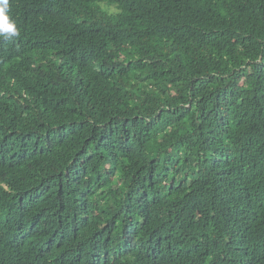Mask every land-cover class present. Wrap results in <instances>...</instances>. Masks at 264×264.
Returning <instances> with one entry per match:
<instances>
[{"label":"trees","instance_id":"obj_1","mask_svg":"<svg viewBox=\"0 0 264 264\" xmlns=\"http://www.w3.org/2000/svg\"><path fill=\"white\" fill-rule=\"evenodd\" d=\"M5 15L0 264H264V0Z\"/></svg>","mask_w":264,"mask_h":264},{"label":"clouds","instance_id":"obj_2","mask_svg":"<svg viewBox=\"0 0 264 264\" xmlns=\"http://www.w3.org/2000/svg\"><path fill=\"white\" fill-rule=\"evenodd\" d=\"M7 2L8 0H0V4L3 7H0V34H8L10 36L17 35L15 25L13 23H8V17L5 15L7 11Z\"/></svg>","mask_w":264,"mask_h":264},{"label":"rangeland","instance_id":"obj_3","mask_svg":"<svg viewBox=\"0 0 264 264\" xmlns=\"http://www.w3.org/2000/svg\"><path fill=\"white\" fill-rule=\"evenodd\" d=\"M110 9H111L112 11H115L114 8H112V7H111Z\"/></svg>","mask_w":264,"mask_h":264}]
</instances>
